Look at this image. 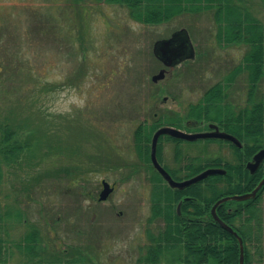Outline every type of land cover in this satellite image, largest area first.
Here are the masks:
<instances>
[{"label":"rangeland","instance_id":"1","mask_svg":"<svg viewBox=\"0 0 264 264\" xmlns=\"http://www.w3.org/2000/svg\"><path fill=\"white\" fill-rule=\"evenodd\" d=\"M233 1L264 24V0ZM216 12L147 23L133 18L127 3L112 0H0V126L13 128V138L24 145L13 157L0 155L3 210L13 205L23 214L3 235L12 253L8 264L25 261L17 244L34 228L62 264H137L148 231L164 221H149L153 185L136 127L149 122L150 143L159 121L195 119L189 113L206 91L228 83L226 77L245 63L249 46L219 37ZM181 28L191 35L196 59L154 82L164 67L154 43ZM250 88L244 68L225 87L226 102L240 112ZM257 88L255 100L264 79ZM161 144L159 156L185 176L194 172L189 165L199 166V152L205 166L233 151L204 141ZM102 179L117 183L106 201L96 196ZM258 207L264 232V197ZM259 244L263 248L264 237ZM249 245L258 252L256 241Z\"/></svg>","mask_w":264,"mask_h":264},{"label":"trees","instance_id":"2","mask_svg":"<svg viewBox=\"0 0 264 264\" xmlns=\"http://www.w3.org/2000/svg\"><path fill=\"white\" fill-rule=\"evenodd\" d=\"M127 3L131 8V16L137 20L147 23H159L168 21L184 12H198L216 8V19L219 21V37L224 36L227 42H245L249 49L244 56L242 64H239L229 74L225 80L230 83L240 75L244 68L249 71L251 88L249 91L248 105L240 112L232 108L226 102L227 93L225 87L228 83H217L208 89L204 96V101L194 105L190 116L206 120L223 119L228 121V131L238 135L246 141L245 155L241 153L237 158V164L227 165L228 175H210L207 178L192 184L185 190L173 189L162 184V178L155 174L153 180V194L151 197L152 216L150 222L158 218L163 219L164 225L156 232L148 231L149 241L145 253L139 258L137 264H240V244L238 238L224 228L213 218H207L214 203L223 196L252 191L264 177V161L254 174L246 170L244 164H240L244 159L251 156L260 148H264V91L260 98L255 100L256 88L259 80L264 79V24L249 13L244 12L233 0H112ZM258 89V88H257ZM174 120H170L172 122ZM169 123V122H168ZM175 123V122H174ZM180 123V122H177ZM0 126L4 134L0 132V155L5 157L15 156L24 148L20 142L13 138L16 133L8 125ZM147 124L135 130L138 150L147 157L150 141L154 128L147 127ZM154 127H157L154 125ZM44 136L49 137L47 131ZM177 140V139H176ZM175 140V141H176ZM11 141L13 144H9ZM180 142L179 140H177ZM3 145V147H2ZM14 145V146H13ZM161 149V146H160ZM8 151H10L11 155ZM180 156V152H178ZM149 158H146V161ZM8 161V160H7ZM221 165V158L215 160ZM215 162L212 165H215ZM243 165V166H242ZM209 166H195L191 176ZM1 171V165H0ZM0 172V180H1ZM237 180L240 182L235 184ZM1 184V183H0ZM223 184V185H220ZM194 185V186H193ZM194 190V193L192 192ZM185 191V192H183ZM199 196L201 202L197 208V214L203 215L187 219L188 208L191 203L183 204L182 214L179 215L176 206L178 201L186 194ZM264 197V186L257 196L247 202H226L218 207V214L227 224L231 225L242 236L245 245V264H255L254 256L258 255L256 264H264V246L260 247L262 237H264L263 225L258 217L259 203ZM235 205L236 210L232 214L226 213V206ZM192 211V210H191ZM23 214L13 205L3 210L0 201V264H8L12 259V253H7L4 244L7 243L9 229L13 222L21 221ZM12 224H8L9 222ZM256 241L258 252H252L249 243ZM39 229H31L24 234V237L17 246L26 257L22 264H62L60 257L53 258V253H49L47 248L41 244ZM43 250V251H42ZM176 250V251H175ZM46 254H49L47 256ZM79 255L73 258L80 260ZM56 259L55 262L49 261ZM73 261V262H74Z\"/></svg>","mask_w":264,"mask_h":264},{"label":"water","instance_id":"3","mask_svg":"<svg viewBox=\"0 0 264 264\" xmlns=\"http://www.w3.org/2000/svg\"><path fill=\"white\" fill-rule=\"evenodd\" d=\"M154 55L164 64V68H162L159 73L152 77L154 82H158L161 79L166 77L167 69L169 71H173L177 65L180 63L196 58V49L194 43L192 41L191 35L186 28H181L172 33V35L168 38L159 39L154 43L153 47ZM162 134H169L175 138L186 139V140H197L199 138H207V137H220L224 139H228L233 141L237 145H241L240 140L228 132L220 131L218 127H216L214 132H198V133H191L186 132L181 129H178L173 126H162L160 127L154 134L153 141H152V152L151 157L154 163V166L159 170V172L163 175V177L170 183L172 187H177L183 189L188 187L192 184H195L210 175H217V174H226V169L224 168H208L203 170L202 172L198 173L197 175L183 180V181H176L173 177L169 174V172L161 165L157 157V147L158 141ZM264 161V148L259 150L253 157V159L248 163V168L251 173H255L259 168L260 164ZM104 188L99 195V200L103 201L109 198L110 194L114 191V187L107 181L103 182ZM264 186V177L261 181L257 184V186L250 192L244 194H235V195H228L220 198L212 207V214L215 219L228 231L234 234L240 244V264H245V245L242 236L235 230L231 225L227 224L224 220H222L219 215L217 214V207L229 200H246L252 199L257 196L258 192Z\"/></svg>","mask_w":264,"mask_h":264},{"label":"flooded vegetation","instance_id":"4","mask_svg":"<svg viewBox=\"0 0 264 264\" xmlns=\"http://www.w3.org/2000/svg\"><path fill=\"white\" fill-rule=\"evenodd\" d=\"M248 46V45H247ZM171 72L169 71V68L167 69V72H166V76H168L169 74H170ZM175 122V123H174ZM177 122H179V121H172V122H170L169 121V123H162L161 121H159V124L161 125V126H158L157 128H156V130L154 131V134H155V132L160 128V127H162V126H164V125H167V126H173V127H176V128H178V129H181V130H183V131H186V132H191V133H198V132H214L215 131V129H216V127H218V129L220 130V131H225V132H228V133H230V134H233V135H235L237 138H238V140H240V142H241V145L239 146V145H237V144H235L233 141H231V140H228V139H224V138H220V137H207V138H204V139H202V138H199V139H197V140H186V139H180V138H175V137H173V136H171V135H169V134H162L161 136H160V138H159V141H158V147H157V157H158V160H159V162L161 163V165L169 172V174L173 177V179H175L176 181H183V180H186V179H189V178H191V177H193V176H195V175H197L198 173H195V174H193V175H191V176H185V175H181L178 171H174V169H176V167H171V165L169 164V163H166V161H165V159H163L162 158V155L161 156H159V145H161V153L164 151V147L165 146H162V144H161V141H162V139H171V140H179L180 142L181 141H183V142H190V143H195V142H199V141H204V142H210V144H211V146H213V142L214 143H217V144H219L221 147H223V146H225V145H228L229 147H231V148H233V151H232V153H230V158L229 159H226V158H222L221 156H219V157H217V158H221V161H220V164L221 165H216L217 163L215 162V161H209V162H207L206 164H209V166H206L205 168H203L202 169V171L203 170H205V169H208V168H224V169H226V174H217V175H224V176H226V175H228V166L227 165H232L233 166V164H237L238 162H239V159L237 158V156L234 158V155H240L241 153H243L244 155H245V151H246V149L247 148H245L246 147V141H243V139H241V137L240 136H238V135H236V134H234V133H232V132H230V131H228V129H227V124H228V121L227 120H224V118L223 119H217V120H214V121H212V120H206L205 118H203V119H199V118H195V119H190V118H188V119H185V122H182V123H177ZM144 124H147V125H149V122L148 121H146V120H144L142 123H139V125L136 127V129H138L140 126H142V125H144ZM151 126V125H150ZM154 134H153V137H154ZM153 137H152V141H153ZM176 140V141H177ZM150 144V145H149ZM148 145H149V151H148V155H147V157L149 158V161L147 160L145 163H147L148 162V166H143V167H148L149 168V172H150V174H149V182H150V184L151 185H153V187H154V184H155V182H154V180H153V177L155 176V174H157V175H159L161 178H162V184H164V185H167L168 187H171V188H173V189H180V188H177V187H172L171 185H170V183L163 177V175L159 172V170L154 166V163H153V160H152V157H151V152H152V142H148ZM215 149V148H214ZM261 149H263V148H260L259 150H261ZM258 150V151H259ZM258 151H256L252 156H251V158L250 159H244V161L243 162H240V164H244V166H245V168H246V170L247 171H249L250 173H251V171L249 170V168H248V163L253 159V157H254V155L258 152ZM163 154H164V152H163ZM146 157V158H147ZM216 158V159H217ZM215 162V165H212V163H214ZM195 163H197L196 165H199V166H202L201 165V159H200V152L198 153V155H197V157H196V160H195ZM262 164V163H261ZM260 164V165H261ZM243 166V165H242ZM142 167V166H141ZM259 168H260V166H259ZM259 168L257 169V171L259 170ZM137 170H139V169H137ZM136 169H135V171H137ZM257 171H255V172H257ZM201 172V171H200ZM251 174H254V173H251ZM217 175H215V176H217ZM211 177V176H210ZM235 177H236V181L234 182L235 184H238L240 181L239 180H237L238 178H237V175H235ZM104 181H106L105 179H102L101 180V182H100V189L97 191V193H96V196L98 197L97 199L99 200V195H100V193H101V191L103 190V187H104V184H103V182ZM111 184V186H113L114 187V191L116 190V188H117V183H110ZM220 185H223V184H220ZM191 187H192V185H190ZM190 186H188V187H190ZM194 186V185H193ZM153 187H152V191L154 190L153 189ZM187 187H185V188H183V189H181V190H185ZM113 191V192H114ZM183 192H185V191H183ZM192 192L194 193V190H192ZM248 192H250V191H248ZM244 193H247V191L246 192H242V193H234V194H229V195H235V194H244ZM153 194V193H152ZM226 196H228V195H226ZM110 197V196H109ZM224 197V196H223ZM222 198V197H221ZM109 199V198H108ZM107 199V200H108ZM219 200V199H218ZM217 200V201H218ZM249 200H251V198L250 199H246V200H241V201H238V200H229V201H225V202H223V203H226V202H233V201H237V202H247V201H249ZM106 201V200H105ZM186 202V203H185ZM200 202H201V199L199 198V196H197V195H195V194H192V193H190V194H186V195H183L182 196V198L178 201V203H177V206H176V210H177V212H178V214L179 215H181L182 214V211H183V209H182V207H183V204L185 203V205L187 204V203H191V205H190V207L188 208V210L190 211L189 213H187V219H192V218H196V217H200V216H203V215H200V216H198L199 214H197V208H198V206H199V204H200ZM216 203V202H215ZM214 203V204H215ZM223 203H221L219 206H221ZM218 206V207H219ZM213 207V206H212ZM212 207H211V210H212ZM218 207H217V209H216V211H217V214H218ZM184 208V207H183ZM192 210V211H191ZM210 210V212H209V214L208 213H206L205 214V216L207 217V218H213L215 221H217L216 219H215V217L213 216V214H212V211ZM225 210H226V213L227 214H232L233 213V211L234 210H236V206L235 205H228V206H226V208H225ZM219 215V214H218ZM220 217V216H219ZM221 218V217H220ZM158 219H161V218H158ZM222 219V218H221ZM163 220V219H162ZM142 256V255H141ZM140 256V257H141ZM139 260V259H138Z\"/></svg>","mask_w":264,"mask_h":264}]
</instances>
